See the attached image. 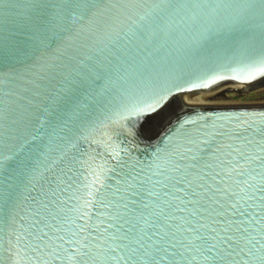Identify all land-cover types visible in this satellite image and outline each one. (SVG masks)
Returning a JSON list of instances; mask_svg holds the SVG:
<instances>
[{
    "label": "water",
    "instance_id": "water-1",
    "mask_svg": "<svg viewBox=\"0 0 264 264\" xmlns=\"http://www.w3.org/2000/svg\"><path fill=\"white\" fill-rule=\"evenodd\" d=\"M0 264H264V0H0Z\"/></svg>",
    "mask_w": 264,
    "mask_h": 264
}]
</instances>
